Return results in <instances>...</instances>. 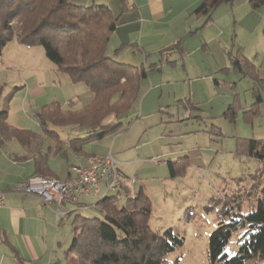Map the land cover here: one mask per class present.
Masks as SVG:
<instances>
[{
  "label": "rangeland",
  "instance_id": "374dc122",
  "mask_svg": "<svg viewBox=\"0 0 264 264\" xmlns=\"http://www.w3.org/2000/svg\"><path fill=\"white\" fill-rule=\"evenodd\" d=\"M75 1L81 5L86 3V0ZM248 6L251 7L249 0H243L242 3L237 0L234 12L237 10L238 18L235 19L231 7L223 4L215 13L213 22L208 26L201 25L198 34L190 37L191 46L187 52L190 59L186 64L180 59L176 62H168L160 55H151V70L154 64L162 66L160 72L151 71V106L156 102L152 108L155 110L151 113V118L145 120L138 116L145 93L143 85L140 99L134 106L131 117L123 119V127L115 134H108L105 140H101L108 142L109 150L117 136L125 135L119 141L120 146L130 138L132 141L126 144L130 148L120 155V158L116 154L117 161L122 163L136 158L144 159L143 163L128 165V173L131 179L136 176L139 178L137 182H133L134 189L143 190L152 202L150 219L152 228L161 235L171 230L175 236L184 240L183 246L167 256L171 264H211L208 256L211 235L221 223L229 224L233 219H240L235 213L247 214L256 208V199L261 193L262 178L257 171L262 164L256 159L243 155L237 148L236 141L251 139L254 133L256 139L264 138V132H261L264 127V112H262L264 104L257 111V117L247 119L245 109L256 102L253 92L254 82L233 69L227 54L228 51L236 54V50L241 47L242 52L251 62L259 67L262 63L264 65V7L253 14L255 17L250 24H246L242 22V17L246 15L247 10L245 11L244 8ZM232 38L235 43H232ZM203 43L207 46L203 47ZM39 48L43 54L40 59L43 60L42 67L46 75L52 83L58 80V87L60 86V91L53 93V88L45 84L48 87L45 92L51 99L54 95L56 99L58 95V100L53 103L57 102L69 110H79L90 105L93 93L87 92L86 87L81 83H78L81 85L66 84L65 82L72 81L71 77L65 72L54 70V64L46 57L45 50ZM115 51L112 52L111 48L108 50L115 61L128 64L120 60L119 52ZM169 59L173 60V58ZM50 64L53 69H49ZM129 65L143 67L136 63ZM29 74H24L23 77L27 78ZM7 75L11 82H6L9 85L3 90L1 105H6L9 111L12 107L15 108L12 118L13 121L20 119L17 124L41 132L36 119H25L22 112L24 95L19 92L21 86L28 82L32 83L29 80H36L35 75L32 74L26 81L20 78V73L12 70ZM216 82H219V85H216ZM188 90H192V102L200 104L201 114L205 118L199 124L196 118L189 119L195 117L199 111L186 109L182 105V100L181 102L179 100L187 97ZM17 93L20 95L19 98H15ZM262 93L264 96V90ZM90 94H92L91 98ZM72 97L75 98L71 99ZM231 103L236 110L235 120L232 121L224 116ZM161 109L165 112H161ZM33 117L35 118V114ZM212 117L215 119L213 120ZM8 119L9 115L7 121ZM185 119L187 120L178 121ZM259 123L262 125L260 126ZM56 130L62 140L75 137V134L69 133L68 127H57ZM259 132L263 136L257 137ZM16 144L14 141L7 144L6 151L14 153ZM118 146L117 143L116 151ZM138 146L140 149L135 150L134 148ZM69 157L70 160L73 158L71 155ZM169 159H178L174 160L176 162L174 178L168 167ZM61 160L67 161L65 157ZM53 167L59 174L64 171L60 163H54ZM101 186L103 190L99 198H102L106 192L105 185L102 183ZM116 194L118 192H111L109 195ZM125 196V193L120 195L122 198ZM92 201L90 206L94 204V200ZM93 206L90 211L86 207L82 210L83 217L102 216V213ZM73 209L76 207L65 209L62 213V226L58 228L56 225L54 237L59 238L61 243L69 240L71 244L73 240L74 218L66 216ZM247 229L246 226H240L233 232L226 247L229 258L239 252L245 241L242 235Z\"/></svg>",
  "mask_w": 264,
  "mask_h": 264
},
{
  "label": "trees",
  "instance_id": "16d2710c",
  "mask_svg": "<svg viewBox=\"0 0 264 264\" xmlns=\"http://www.w3.org/2000/svg\"><path fill=\"white\" fill-rule=\"evenodd\" d=\"M121 2L127 10L128 0ZM234 2L203 0L194 13L205 18L207 25L219 7L223 4L232 6ZM250 3L254 9L264 7V0H250ZM119 20L120 17L106 5H81L75 0H0V55L11 41L28 47L40 46L58 71L67 73L73 83L84 84L93 93L90 105L82 109H65L56 102L36 112L40 133L10 125L8 112H0V146L18 141L25 150L18 159L34 161L33 176L47 177V160L53 152L51 154L47 152L50 149H44L46 141L52 139L59 145L63 144L57 127H68L75 132L88 131L85 138L76 135L68 141L72 150L79 153L83 144L117 132L124 125L123 119L131 117L148 72L144 67L119 63L109 54L110 41ZM171 49L183 50L180 39ZM227 54L233 69L254 82L256 102L245 111L247 119H252L263 102L261 90H264V79L241 47L236 54L232 51ZM159 67L155 64L152 70ZM4 88L0 85V98ZM224 116L235 120L234 104L229 106ZM242 141L241 153L262 164L256 170L262 178L261 193L256 199V208L247 214L235 213L240 219H233L229 224L221 223L211 235L208 246L211 264L219 260L227 264H258L264 260V138ZM175 164L169 163L173 178L176 177ZM126 188L123 183L118 194L107 195L95 203L101 217L86 218L81 214L74 217L71 246L62 258L52 264H171L167 256L183 246L184 240L171 230L162 235L155 231L150 223L152 202L148 195L140 190L132 196L127 194L128 191L122 192ZM121 193H125V198L120 197ZM240 226L248 228L242 235L245 241L237 255L229 258L226 247Z\"/></svg>",
  "mask_w": 264,
  "mask_h": 264
},
{
  "label": "crops",
  "instance_id": "0c3cea01",
  "mask_svg": "<svg viewBox=\"0 0 264 264\" xmlns=\"http://www.w3.org/2000/svg\"><path fill=\"white\" fill-rule=\"evenodd\" d=\"M202 1L203 0H128L127 10H124L121 0H86V3H84V5H106L113 11L115 16L120 17L118 27L111 38L109 48H111L112 52L120 49L118 51V58H120V60L126 63L128 62V64H140L147 69L148 76L142 82V87L143 85L145 86V93L139 109V118L148 120L151 118V113L155 110L152 108L156 102L151 106V71L160 72L162 71V66L157 70H151V55H160L166 58L168 62H176L179 59L185 64L188 62L190 58L187 56V52L191 46L190 37L198 34V28L201 25L206 26L204 21L205 18L197 16L194 13L195 9ZM236 1L237 0H235V2ZM242 1L243 0H240L241 3ZM235 2L232 6L229 4L227 5L231 7L234 18L236 19L238 18V15L236 13L237 10L234 12ZM249 4L251 6L250 0ZM220 8L221 7L217 10ZM262 8L263 7L254 9L252 6L244 8L245 11L247 10V13L242 17V22L250 24L255 17V13ZM212 22L213 20L208 23L207 26ZM233 38L232 43H235ZM178 39H180L183 50H172L171 47ZM205 46H207V44L203 45V47ZM39 47L40 46L28 47L17 41H11L7 44L0 55V85H3L5 88L9 85L8 83L11 82V79H9L7 74L10 70L20 73V78L25 81L28 80L27 78L32 74L36 77V80H29L32 82L31 84L28 82L26 85L21 86L22 90L19 89L20 94L24 95L22 112L27 120L36 119L33 117L36 110L58 100V95H56V99L55 95L52 99L47 95L45 90L48 89V87H46L45 84H48V86L53 88V93L55 91H60V86L58 87L59 84L57 83L58 80H56L55 83H52V80L46 75L42 67L43 60L40 59V56L43 57V54L39 50L41 49ZM169 58H173V60H170ZM254 64L260 72V77L264 79L263 63L261 64V67L256 63ZM51 65L52 64H50L49 69H53V66ZM55 69L57 70L56 67L54 70ZM188 72L189 71L187 70V73ZM27 73H30L28 77H23V75ZM184 76L186 78V75ZM7 81L8 83H6ZM65 83L76 85L71 80ZM216 85H219V82H216ZM84 86L86 87L87 92L91 93L88 87L86 85ZM262 91L263 90H261L263 102L259 105L258 111L260 110L261 105L264 104ZM191 94L192 90H188L187 97H183L185 99L181 98L179 100L180 102L182 100V105H184L186 109L191 108L199 111L195 117L192 116L189 118H196V122L199 124L205 118L201 114L202 111L199 107L200 104L198 102H192L193 98L191 97ZM91 96L92 94H90V98ZM19 97L20 95L17 93L15 98ZM74 98L75 97H72L71 99ZM68 101H70V99H68ZM248 108L245 110L247 111ZM14 110L15 108L12 107L9 111L8 107H6V105H1L0 102V112H8V122L10 125L21 130H30L40 133L39 130L29 129L26 125L17 124L16 122L20 119L13 121L12 114ZM161 112H165V110L161 109ZM262 112H264V110ZM19 114L21 115L20 112ZM212 119L214 120L215 118L212 117ZM186 120L187 119L178 121ZM35 121L39 124L37 119ZM259 124L260 126L262 125L261 123ZM87 132V130H78L76 132L70 131L69 133L85 138ZM261 132H264V127ZM255 134L256 133L253 134V138L251 139H256ZM257 135V137L263 136L260 132L257 133ZM106 136L102 139L83 144L82 151L79 153L73 151L70 144H68L70 138L73 137H68L67 140H62L60 137V140L63 142L61 145L52 139H47L46 142L48 143L45 145L44 149H50L47 152H50L51 154L53 152V154L47 160L48 172L46 173V176L61 181L71 180L75 178L73 168L76 166H86L89 158L106 157L109 154H112L117 161L118 158H120V155L129 150L130 147H127L126 144L132 141L130 138H127L121 146L119 143V141H121L120 139L124 138L125 135L117 136L113 140L111 148L108 150V142L101 141ZM13 141L14 143H17L16 151L14 153H8L6 151L7 144L12 141L8 142L5 146H0V190L5 193L4 205L0 206V264H52L64 256L66 250L69 249L67 246H71L69 240L68 242L63 241V243H61L59 238L54 237L56 225H58L59 228L63 224V211L68 209V207H76V209H73L66 214V216L74 218L77 214L82 215V210L85 207L89 211L93 205V207L96 208L95 203L97 201L87 197L83 199L82 204L79 206L71 204L58 206L55 203L46 205L39 196L21 192L19 186L35 174V165L32 159L25 161L18 159V157L24 155L25 150L18 141ZM239 141L242 140L240 139L238 142L236 141V145H238V147H236L239 148V150H242L241 146H243V142ZM110 143L111 142H109V144ZM117 143L119 146L116 151L115 148ZM86 146H88V148H86ZM134 149L138 150L140 148L138 146ZM57 150H59L58 153L55 152ZM231 153L233 154V151H231ZM116 154L119 155L118 158ZM69 155L73 157L71 160ZM64 157L67 159L65 162L61 160ZM174 160L175 159H169L167 161L168 167L169 163H175ZM177 160L178 159L175 161ZM143 161L144 159L141 158H136L131 161H122V163L117 161L119 172L125 180L124 185L127 186L122 192L128 191L127 194L135 196L140 191V189H134L135 184L133 182H137L139 178L136 176V178L131 179L128 173V165L140 164L143 163ZM54 163H60L63 165V173L59 174L57 169L53 167ZM135 179L136 181H134ZM92 200H94V204L90 206V202L93 203Z\"/></svg>",
  "mask_w": 264,
  "mask_h": 264
},
{
  "label": "built area",
  "instance_id": "2783aa9c",
  "mask_svg": "<svg viewBox=\"0 0 264 264\" xmlns=\"http://www.w3.org/2000/svg\"><path fill=\"white\" fill-rule=\"evenodd\" d=\"M75 178L61 181L54 178L32 176L19 186L21 192L35 194L41 198L44 204H71L79 206L84 198H92L96 201L109 195L111 192H120L125 180L122 178L117 161L112 154L106 157H91L86 166L73 168ZM105 185L106 192L102 198ZM5 193L0 190V206L4 205ZM214 264H227L219 260ZM258 264H264V260Z\"/></svg>",
  "mask_w": 264,
  "mask_h": 264
},
{
  "label": "water",
  "instance_id": "95a60500",
  "mask_svg": "<svg viewBox=\"0 0 264 264\" xmlns=\"http://www.w3.org/2000/svg\"><path fill=\"white\" fill-rule=\"evenodd\" d=\"M242 259L244 258V257H241Z\"/></svg>",
  "mask_w": 264,
  "mask_h": 264
}]
</instances>
